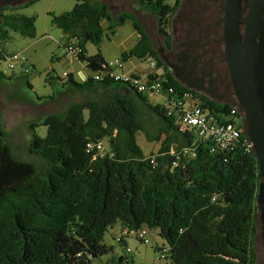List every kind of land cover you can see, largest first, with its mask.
<instances>
[{"label": "trees", "instance_id": "16d2710c", "mask_svg": "<svg viewBox=\"0 0 264 264\" xmlns=\"http://www.w3.org/2000/svg\"><path fill=\"white\" fill-rule=\"evenodd\" d=\"M135 1L164 32L170 5ZM15 8L5 7L0 15V60L8 54L3 42L10 31L36 34L35 15ZM50 15L67 39L75 37L76 57L91 72L105 69L107 61L99 50L85 54V44L98 45L105 30L113 32L125 19L138 39L121 58L152 55L160 64L138 18L121 12L114 20L107 2L75 0L70 10ZM67 75L63 85L85 98L29 122L25 143L14 140L0 116V264H97L113 252L104 234L116 223L128 233L118 239L123 255L103 264H133L126 237L143 225L165 240L170 264H253L259 170L252 148L237 143L230 151H211L175 124L164 105L128 83ZM13 77L31 87L29 73L0 71V81ZM166 78L176 94L189 91L168 73ZM200 103L210 110L230 107ZM39 126L46 127L44 135ZM139 131L159 144L155 152L143 153ZM241 132L245 137L243 127ZM102 139L106 153L86 150L87 142Z\"/></svg>", "mask_w": 264, "mask_h": 264}, {"label": "rangeland", "instance_id": "374dc122", "mask_svg": "<svg viewBox=\"0 0 264 264\" xmlns=\"http://www.w3.org/2000/svg\"><path fill=\"white\" fill-rule=\"evenodd\" d=\"M110 6V13L113 19L121 12H128L136 16L150 37L152 47L156 45V37H159L156 17L150 13L135 10L140 5L135 0H106ZM171 5L175 0H165ZM75 0H28L17 6L15 12L35 15L34 37H27L18 32L10 31V38L3 42L7 53L19 52L31 67L28 81L31 87L27 86L22 78L13 77L0 81V116L2 117L3 127L10 131L16 142L25 143L29 137L28 123L40 120L45 114L52 113L62 109L70 100L84 99L83 92H77L69 89L65 84L68 75L72 74L74 79L83 81L91 71L86 69L84 62L76 56L67 53L64 47L66 41L76 43L75 37L66 38L63 31L51 22L50 13L58 14L70 10ZM20 3V2H18ZM17 3V4H18ZM104 27L107 26L102 21ZM137 31L130 19H125L123 23L117 25L113 32L105 30L101 42L95 45L91 42L85 44V54L90 55L98 50L107 61L122 59L121 53L137 41ZM137 64L136 69L140 70L146 66L144 62H138L134 57L124 61L125 69H131ZM0 69L5 75L19 73L20 67L9 70L5 66V61L0 60ZM13 75V74H12ZM153 104H162L164 100L153 95L149 97ZM37 131L44 135L45 126H39ZM136 141L145 155L155 152L158 143L147 141L142 132L136 133ZM104 145L106 140L102 139ZM147 231L148 242L144 243L138 240L136 234L131 232L127 237V246L130 252L128 256L133 264H170L167 257L158 258V248L166 246L165 240L158 234L157 229L148 228L143 225ZM124 235L120 223H116L104 234V242L113 246L111 254L103 255L96 260L97 264L109 263L112 256L123 255L122 247L118 244L117 238ZM255 253L262 255L259 225L254 234Z\"/></svg>", "mask_w": 264, "mask_h": 264}, {"label": "flooded vegetation", "instance_id": "af4514ba", "mask_svg": "<svg viewBox=\"0 0 264 264\" xmlns=\"http://www.w3.org/2000/svg\"><path fill=\"white\" fill-rule=\"evenodd\" d=\"M27 1L0 0V15ZM153 49L165 74L199 99L234 106L244 128L235 65L242 62L246 73L264 79V0H175ZM260 236L262 255L255 253L253 264H264L261 230Z\"/></svg>", "mask_w": 264, "mask_h": 264}, {"label": "built area", "instance_id": "2783aa9c", "mask_svg": "<svg viewBox=\"0 0 264 264\" xmlns=\"http://www.w3.org/2000/svg\"><path fill=\"white\" fill-rule=\"evenodd\" d=\"M64 47L67 53L76 56L80 52V47L76 43L66 41ZM139 62H144L146 66L137 70L136 66L132 69H125L123 59L107 61L105 69L92 72V77L97 80L115 79L128 83L138 91L146 94L148 98L157 95L164 100V107L168 115H172L174 123L180 127L191 131L196 137L209 144L210 150L234 149L237 143L251 148L247 136L241 137L242 118L234 106L228 109L217 108L210 110L207 105H202L200 99L190 91L182 90L178 94L172 84L168 83L163 69L158 67L152 55L137 58ZM9 70L20 67L19 73H30L31 67L27 65L26 58L19 52L8 53L2 59ZM0 71H3L0 69ZM4 72V71H3ZM63 76L67 75L65 71ZM96 150V153L103 155L106 153V145L102 140L89 141L86 143V150ZM190 153L189 149L183 150ZM153 162V159H151ZM124 235L128 234L126 229H122ZM139 241L147 243V231L140 228L135 232ZM119 237L117 238V240ZM168 246L159 248L158 258H165Z\"/></svg>", "mask_w": 264, "mask_h": 264}, {"label": "water", "instance_id": "95a60500", "mask_svg": "<svg viewBox=\"0 0 264 264\" xmlns=\"http://www.w3.org/2000/svg\"><path fill=\"white\" fill-rule=\"evenodd\" d=\"M239 104L244 108V132L258 161L259 182L256 196L257 225L264 236V79L246 73L244 63L235 65Z\"/></svg>", "mask_w": 264, "mask_h": 264}, {"label": "crops", "instance_id": "0c3cea01", "mask_svg": "<svg viewBox=\"0 0 264 264\" xmlns=\"http://www.w3.org/2000/svg\"><path fill=\"white\" fill-rule=\"evenodd\" d=\"M101 1H103V2H107L106 0H101ZM107 3H108V2H107ZM109 10H110V6H109ZM137 34H138V33H137ZM137 39H138V37H137ZM130 58H131V57H130ZM134 58H136V57H134ZM136 59H137V58H136ZM105 60H106V59H105ZM137 60H138V59H137ZM106 61H107V60H106ZM138 62H139V60H138ZM135 66L137 67V64H136ZM131 69H132V68H131ZM140 70H141V69H140ZM88 75H89V74H88ZM88 75H87V76H88ZM158 147H159V145H158ZM158 147H157V149H158ZM157 149H156V150H157Z\"/></svg>", "mask_w": 264, "mask_h": 264}, {"label": "bare ground", "instance_id": "6f19581e", "mask_svg": "<svg viewBox=\"0 0 264 264\" xmlns=\"http://www.w3.org/2000/svg\"><path fill=\"white\" fill-rule=\"evenodd\" d=\"M120 238V237H119ZM160 248V247H159ZM126 252V251H125ZM126 254V253H125Z\"/></svg>", "mask_w": 264, "mask_h": 264}]
</instances>
